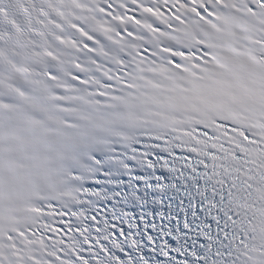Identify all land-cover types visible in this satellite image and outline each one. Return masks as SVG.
<instances>
[{"label":"snow or ice","instance_id":"1","mask_svg":"<svg viewBox=\"0 0 264 264\" xmlns=\"http://www.w3.org/2000/svg\"><path fill=\"white\" fill-rule=\"evenodd\" d=\"M0 264H264V0H0Z\"/></svg>","mask_w":264,"mask_h":264}]
</instances>
